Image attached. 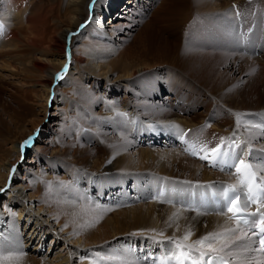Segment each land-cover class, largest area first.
<instances>
[{
    "label": "rangeland",
    "instance_id": "rangeland-1",
    "mask_svg": "<svg viewBox=\"0 0 264 264\" xmlns=\"http://www.w3.org/2000/svg\"><path fill=\"white\" fill-rule=\"evenodd\" d=\"M173 1L152 0L151 6H147L148 3L145 1L138 8H133L132 18L130 17L127 25L114 28L116 36L113 41L104 42L99 38L86 41L85 63L87 64L81 69L72 65L71 71L65 73L67 74L66 88L61 92L63 100L60 101L59 114L55 117L50 113L55 111L51 107L55 108L56 104L47 101L48 91L44 83L48 81V74L58 66L60 55L47 53L46 56L54 59L53 67L39 69L35 66L34 60L40 56L46 45L37 48L31 44L35 38L48 39L42 36L37 37L30 31L22 32L19 46L7 50V54L0 55V163L14 161L18 142L38 129L33 140L37 148L31 154L23 149L21 160L30 161L36 156L40 159L37 164L43 165L44 171H51L52 174L57 175L56 179L58 176L59 178L67 177L68 186L78 190L80 198L86 202L89 222L93 221L94 226H96L94 220L97 224L109 220L110 224L113 223L109 228L107 227L108 230L102 232L98 241L101 243L98 245L101 253L106 256L111 253H127L128 258L135 264H148L145 259L149 254L146 240L119 235L135 230L141 231L144 225H140L141 222L136 221L134 216L138 214L140 206L149 201H157L152 196L159 190V186L163 183L170 187L176 182L181 187L184 186L183 193L189 192L187 185L191 188H208L207 181L188 182L186 173V168L189 165L195 166L196 163L209 164L210 167L211 163L208 160L200 158L204 153L199 152V147L201 145H207L209 149L216 147L221 143V138H225L223 130L220 133L211 129L212 125L207 124L208 120H210L208 122L221 123L223 127L230 130L234 129L232 130L234 134H244L245 139L254 138L264 143V137L246 132L247 127L242 120L244 118L242 114L247 111L249 115L255 112L259 115L264 113V108L258 109L264 107V84L262 87H253L251 84L254 78L256 81L264 78L262 75L264 59L261 61L259 57L264 58V0H204L207 7L217 6L210 14L211 20H206L207 15L204 12L199 13L193 10L191 20L185 21L181 26L179 23L178 26L174 25L173 15H168L169 13L171 15L169 4ZM195 1L197 3V0ZM195 1L193 0L192 4ZM100 15L101 13L97 21L101 19ZM157 15L165 17L164 24ZM40 18L39 30L43 32L48 28L42 26L45 23V14L41 13ZM49 21L54 24L53 17H49ZM155 22H157L156 26ZM240 26L243 27V31L249 28L251 33L249 39H246L249 41L245 46L238 33ZM220 29L224 34L227 29L230 34V39L224 44L226 39L220 38L218 32ZM144 33L147 34L148 41L141 44ZM48 36L52 43V34L49 33ZM120 37L124 39L119 40ZM161 37L175 43L180 55L183 56H199L203 51L195 44L208 45L211 53L221 58L215 72L209 71L208 74L203 67V62L192 61L189 64L191 72H188L189 69L184 67L186 58L182 57V60L178 57L174 58L176 55L174 53L164 55L162 52L164 49L160 47ZM258 44L260 48L257 54L255 50ZM179 47L184 48L183 51ZM223 51L227 52V55L222 57L220 55ZM92 52L116 54L113 61L99 58L98 69L103 70L101 71L104 74L103 77L92 74L95 72V60L91 58L89 60L88 57V54ZM207 57L205 59L207 63L209 60L212 64L215 60L218 61L214 59V56ZM3 59L8 63L2 64ZM248 61L251 63L249 66L253 64L252 68L245 66ZM235 68H239L240 71H234ZM252 69L254 71L250 72ZM215 78L216 81H214ZM217 90L220 92H216ZM243 91L246 97H240ZM58 94L60 98V93ZM167 94H171L175 99L168 102L164 99ZM247 99L251 100L252 104H249ZM128 109L140 113L142 119L160 114L164 116L179 113L178 110H181L186 119H192L196 125L181 131L170 130L175 134L185 132L186 143L197 147V155L190 156V147L186 151L173 144L170 145L172 147H157L146 145L147 142L143 141V138L136 139L135 136L138 133L144 132L145 126L140 122L132 124L131 116L125 114ZM123 112L125 113L121 114ZM238 115L242 117L239 127L237 126ZM54 119L58 125H53ZM192 122L190 121V124ZM207 131H212L215 135L213 138L217 141H211L206 136ZM253 143L257 144L255 141ZM253 143L247 144L257 148L258 146ZM142 147L152 148L151 150L156 154V157H152L155 161H145L142 156ZM168 149L171 152L178 150L179 160L175 164L177 166L171 167L170 163L164 162V169L160 171L163 173L156 172V158L160 153L168 152ZM262 149L264 150V144L260 147V151ZM130 156H134L136 166L133 168L134 171L129 172L134 174L127 177L129 176L126 172L127 167H124L125 161ZM104 165H110V169H105ZM13 169H11L12 175L15 173ZM228 176L231 180L230 175ZM132 185L135 188L133 190ZM140 186L145 188L150 186L149 195L152 194V196L147 198L142 196L144 190L138 191ZM169 190L158 202H163L169 194L173 193ZM4 193H0L1 211L4 210V201L8 200L5 195L7 192ZM130 196L134 197L132 198L134 200H129ZM98 198L99 201H97ZM169 199L173 201L171 204L177 203L175 201L177 198H167V201ZM66 201L70 203V199ZM11 215L16 217V213ZM158 223H168L165 213L159 214ZM96 227L99 228V226ZM47 246L44 247L45 253L48 251ZM169 247H164L160 252L157 248V254L163 253L161 254L163 256ZM0 251L7 255L11 251V245H7L1 239ZM15 255L11 264H43L41 256H39L40 259L39 257L35 259L25 249H20Z\"/></svg>",
    "mask_w": 264,
    "mask_h": 264
},
{
    "label": "bare ground",
    "instance_id": "bare-ground-1",
    "mask_svg": "<svg viewBox=\"0 0 264 264\" xmlns=\"http://www.w3.org/2000/svg\"><path fill=\"white\" fill-rule=\"evenodd\" d=\"M145 1L148 3L147 6H151L153 4L151 2L152 0H0V26H2V30H0V55L7 54V50H11V48L19 46V43H21L20 33L22 32L30 31L36 34L37 37L42 36L43 38L48 39L43 40L35 38L31 44L37 48H41L44 44L46 45L40 56L34 60L35 66H37L39 69H49L48 67L52 66L54 59L46 56L47 53L60 55L58 66L53 68L52 72L48 74V81L44 83V87H46L48 91L47 101H51L53 104H56L55 108L51 107V109H54L55 111L52 112V114L50 113V115L55 117L59 114L58 111L60 110V101L63 100L61 92H63V90L66 88L67 74L65 73H69L71 71L72 65H74L75 68L81 69L83 66H85V64H87L85 63L87 51L85 44L86 41L91 39L93 40L94 38H99L104 42L113 41L116 36V31L114 32V28L121 25H127L129 23L130 17L132 16L133 8H138L140 4ZM192 1L193 0H174L172 4H169V6H171V15L170 13L168 15H173L174 25L178 26L179 23L181 26L185 21L189 22L193 16V10H196L199 13L204 12L207 15L206 20H211L210 14L213 12L212 10L217 8V6L207 7L205 6L204 0H197V3L194 0L195 3L193 4ZM41 13L45 14V23H43L42 26L48 27L43 32L39 30V26L41 25ZM100 13L101 19L97 21ZM49 17H53L54 24H51ZM160 18L162 19L161 23L164 24L165 17L159 16L158 19L161 20ZM168 19L170 22V17ZM66 24L69 25L66 26ZM156 24L157 22L154 23L155 26ZM56 26L59 29L55 28ZM185 26L186 24L184 27ZM240 28L243 30L242 26H240ZM218 32L220 33L219 36L221 39H226L223 44L230 39V34L228 33L227 29H225V34L221 29ZM49 33L52 34V43L50 41V37L48 36ZM145 33L143 34L142 40L140 41L141 44L148 41V36ZM127 34L129 35V33ZM122 39L124 38H119V40ZM244 40H246V38L244 39L243 36L242 44L245 46L247 41L243 43ZM13 41L17 42L13 43ZM160 41V47L161 49H164L162 52L165 56L167 53H174L176 54L174 58L178 57L180 60H182V57L186 58L184 59V61H186L184 62V67L187 68V70L189 69L188 72H191V67L189 65L191 61L203 62V67L206 69V71H208V74L209 71L215 72L219 60L221 59L217 57L219 55L211 53L212 51H210V47L208 45L202 46V43L195 44V46L199 47L202 49L201 51H203L200 52L199 56H183L180 55L181 53L178 49V46L169 39H163V37H161ZM212 43L214 44V42ZM148 47L149 46H147V48ZM259 48L260 46L258 44L255 53L259 51ZM183 49L180 48L181 51H183ZM111 53L112 52H104V54H95L92 52L90 55L88 54L89 60L90 58L95 60V72H92V74L98 77L104 76V74L101 73L103 70L100 71L98 69L100 66L99 58L112 60L116 57V54ZM226 53L227 52L223 51L220 56H226ZM209 55L214 56V59H217L218 61L216 62L215 60L214 64H212L209 60V63H207L205 59L208 58L207 56ZM69 56L71 57L70 59H68ZM238 57H240V55ZM259 57L261 61H263L264 58L261 56ZM1 62L3 64L7 61L3 59ZM249 64L251 63L248 61V64H245V66L252 68L253 64L251 66H249ZM233 67H235V65ZM253 69L250 72H253ZM67 70L69 71L66 72ZM236 70L240 71L239 68L234 69V71ZM108 71L110 72V69ZM61 73H63V76L61 80H58V74ZM262 75L264 77L263 73ZM214 81H216V78ZM251 84L253 87H262L264 84V78L258 81H256V78H254V81ZM50 89H52V91H50ZM58 92L60 93V98ZM216 92H220V90H217ZM244 92L245 91L241 93L240 97H246ZM238 93L236 94L238 95ZM164 99L170 102L171 100L175 99V97H173L171 94H167ZM247 102L252 104L251 100L247 99ZM261 108L264 107H259L258 109ZM178 111L180 114L171 113L164 116L160 114L155 117H145V119H142L140 113H135L134 111H131V109H128V112H123L121 114L125 113L130 115L132 124L140 122L143 126H145L144 132L148 131L149 134H153L164 147H172L170 146L171 142L169 143L168 139L163 136L167 133L166 131L175 134V132L171 131L172 129L181 131L182 129L184 130V128H192L194 125H196L195 122H192V119H186L181 110ZM247 113L248 111L244 112L242 114L244 118L241 117L244 121V126L247 127L246 132L248 131L249 134L253 133L254 135H260L261 137H264V129L251 126L264 125V113L262 115L255 114L256 112L250 115ZM190 121L192 122L191 124ZM205 121H207V119H205ZM208 121L207 124L209 125L210 123L212 125L211 129L219 131L220 133L221 130H223L226 140H246L247 143H253L255 141L257 144H253L258 147L256 148L248 144L250 156H246L245 159L246 161L250 159L259 166H264V150L262 149L260 151V147H262V144L264 143H260L259 140H255L254 138L245 139L246 137L242 133L234 134V131H232L234 129L230 130L226 127H223L221 123ZM53 125H58L56 119H54ZM176 126H178V128ZM37 130L38 129H36V131L33 133L31 132L32 134H28L25 139L18 142L17 155L13 159L14 161L0 163V190H3L0 191V193L7 192L4 194L6 197H8V200L4 201V210H0V238L7 245H11L10 253L8 252V249L7 255H4L1 258L2 264H11L14 261L12 259L13 256H16L15 254L20 249H25L26 252H28L29 255L32 254L34 258L41 256L43 264H93L95 259L94 254L101 253L98 247V245H101V243L98 241L102 236V232L108 230V228L113 223L110 224L109 220L101 221L103 223L99 222V224H97V221L93 219L94 223H96L95 225L99 226V228L94 226L93 221L89 222L88 220V207L86 206V202L80 198V192L78 190L68 186V180L66 179L67 177L59 178L58 176L56 179L55 176L57 175L52 174L51 171H44L43 165L37 164L40 159L36 156H34V158L30 161L25 162L21 160V152L23 149H26L28 153L31 154L37 148L33 142V140H35L34 138L36 137L35 133ZM211 132L207 131L206 136L213 142L217 141V139L215 140V138H213L215 136L214 133ZM30 138H32L30 144L25 145L22 149L21 145H24L25 141H29ZM146 142L149 143L151 141ZM258 143L260 145H258ZM155 146L158 147L161 145ZM151 149V147H142V156L145 161L154 160L152 157H156V154H154ZM177 151L171 152V150L169 151L168 149V152L162 154L160 153L159 157L156 158V172H160L164 169V162L170 163L169 165H171V167L177 166L175 165L179 160ZM125 164L126 166L124 168L127 167L126 172L128 173L127 175H129L127 177H130L134 173L129 174V172L134 171L133 168L136 166L134 156H130V158L125 161ZM103 167L107 170L110 169V165H104ZM13 168H15V173L12 175L11 169ZM166 169L170 170L168 168ZM186 169L188 182L207 181V184L209 185H216L218 183L229 181L230 178L228 175H230L231 180H234L233 176H235L233 174L212 169L209 167V164L205 165L203 163H196L195 166L192 167L189 165V167ZM259 173L264 175V172ZM170 187L172 189L178 190L169 194L167 198L175 197L177 199H179V197L186 196L195 189L191 188L190 185H187L186 188L189 192L183 193L182 189L184 186L181 187V185L176 182L172 183ZM131 189H135L134 185H132ZM140 190H144V192H142V196H150V186L147 188L140 186L138 191ZM138 193L141 194V192ZM117 198L118 195L116 196V199ZM132 198L134 197L130 196L129 200H134ZM167 198H165L163 202L149 201L146 204L140 206V209L137 211L138 214L135 215L134 218L136 221L141 222V224L139 223L140 225H144L143 228L140 229L141 231L135 230L134 232L119 236L143 238V240L145 239L148 244L147 252L154 253L157 252V248L159 249L158 252H160L164 247H169L170 245L167 243V241H182L183 237L188 232H191L192 235L185 243L190 244L208 233L221 231L226 227H235V221L228 220L226 216L218 215L217 213L209 214L208 212H193L187 208L181 207L176 202L175 205L171 204L173 201L171 199L167 201ZM67 199H70V203L66 201ZM11 213H16V217H13ZM164 213L168 219V223H166L167 225L164 223H158L159 214L164 215ZM102 227H104V229H102ZM161 233L163 235H161ZM153 237H155V240L152 239ZM156 241H165V243L159 244ZM45 245H48V251L46 253L44 252ZM218 246L219 245H217V247ZM253 255L257 261L264 259V257H262L261 253L259 252L254 253Z\"/></svg>",
    "mask_w": 264,
    "mask_h": 264
},
{
    "label": "snow or ice",
    "instance_id": "snow-or-ice-1",
    "mask_svg": "<svg viewBox=\"0 0 264 264\" xmlns=\"http://www.w3.org/2000/svg\"><path fill=\"white\" fill-rule=\"evenodd\" d=\"M240 124L241 117L238 115L237 126ZM251 126L264 129V125ZM31 139L25 141L21 148L30 144ZM199 152L204 153L201 159L208 160L213 167L221 170L229 167L238 178L237 184L222 186L218 193L212 194L217 214L235 221V227L208 233L190 244L185 242L189 240L191 232L185 234L182 241H167L170 245L168 251L163 256L152 257L154 264H264V259L257 261L253 255L259 252L264 257V211H261L264 209V175L258 178V173L264 172V166L250 159L246 161L245 157L250 156L247 141L221 138V143L216 147L209 149L207 145H201ZM192 154L197 155V151L194 149ZM254 204L258 206L257 211H249ZM152 239L155 240V237ZM3 256L4 253L0 251V258ZM94 256L93 264H135L127 253L107 256L95 253Z\"/></svg>",
    "mask_w": 264,
    "mask_h": 264
}]
</instances>
